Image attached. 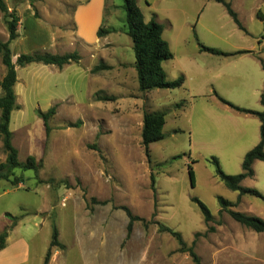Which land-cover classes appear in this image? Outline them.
<instances>
[{
	"label": "rangeland",
	"instance_id": "rangeland-1",
	"mask_svg": "<svg viewBox=\"0 0 264 264\" xmlns=\"http://www.w3.org/2000/svg\"><path fill=\"white\" fill-rule=\"evenodd\" d=\"M86 1L5 0L7 11L0 8V40L9 42L12 61L16 63L22 53H85L76 39L74 13ZM227 1L251 34L239 30L225 6L215 0L211 4L138 0L147 21L154 17L164 26L176 56L164 61L163 67L168 80L185 76L180 88L142 92L135 66L125 64L121 77L123 69L110 65L108 84L99 81V92L115 95L116 100L98 102L87 94L83 81L73 82L72 69L60 73L44 64L16 65V106L9 128L20 164L10 171L2 167L8 151L0 133V173L9 174L0 178V233L9 228V236L23 221L25 227L13 235L29 240L28 264H44L48 251V264H197L192 253L199 264H264V232L241 224L229 213L237 210L264 219V198L231 190L216 175L211 157L219 158L226 173L238 174L242 148L226 138L216 119L200 111L203 98L195 99L189 89L200 77L181 58L183 48L209 54L200 49V43L206 45L202 40L208 38L209 28L228 32L236 27L230 41L237 45H249L252 37L264 39V22L256 16L259 10L264 14V0ZM122 5L123 0L105 2L103 26L113 30L109 62L135 61ZM15 16L18 36L10 40ZM89 58L85 53L80 67ZM6 73L0 52V82ZM82 85L84 91L79 89ZM52 106L56 112L47 126L40 112ZM145 112L166 113L164 138L151 144L149 157L141 135ZM236 120L239 116L233 117ZM30 156L36 168H25ZM189 164L196 172L195 186ZM16 178L21 180L18 184L13 183ZM242 185L264 195V161H258L254 175ZM194 196L213 213L211 222L204 220ZM219 196L231 202L227 209H222ZM55 230L58 237L52 246Z\"/></svg>",
	"mask_w": 264,
	"mask_h": 264
},
{
	"label": "crops",
	"instance_id": "crops-1",
	"mask_svg": "<svg viewBox=\"0 0 264 264\" xmlns=\"http://www.w3.org/2000/svg\"><path fill=\"white\" fill-rule=\"evenodd\" d=\"M105 2L106 0H88L79 4L75 9L76 39L80 41L83 49L86 50L85 53L90 56V60L86 66H83L84 68L80 67L85 54L82 51L79 52L81 55L80 61H69L62 67L53 64H44L42 62L31 63L30 65L42 66L39 64H44L47 66L46 68H51L53 72L58 71L60 73L64 72V70L68 71L72 69L74 74L73 82L78 85L83 81L84 87L86 86L87 88V94L93 95V97H96V94L99 93V81H105L108 84L106 80L108 73L106 72L109 71L108 69H104L92 72L95 66L100 64L109 66L117 65L122 69L126 65L134 67L135 61H128L129 63L124 59H119L117 63L108 61V45L111 43L109 39L110 33L102 37H99L97 33L98 29L106 21ZM209 2L211 0H208ZM208 3L203 2L205 4L203 6L206 7ZM204 11L205 9L203 8L200 14L202 15ZM259 11L256 13L257 17ZM260 20L262 19L260 18ZM240 21L245 30L239 28L236 24L239 30L251 34L243 21L241 19ZM262 21L264 22V20ZM237 30L236 27L228 32L220 28H209L207 33L208 38L202 40L206 45L219 48L229 53V55L214 54L208 51L206 52L209 54L200 52L191 53L186 51V48H183L181 58L194 68L195 76L200 77L196 81V84L189 88L194 98H203V101L198 103L200 111L211 115L213 119L217 120V123L220 125L218 128L222 133L225 131L226 138L234 146L242 148L241 158L244 160L246 153L254 148L261 140V120L256 114L240 111L223 102L219 96L236 106L260 112L264 111V105L261 103V95L264 89V68L262 65V61L264 62V39L252 37L248 39L251 41L246 46L233 44L230 40L235 37ZM222 43H228L231 46H224ZM170 47L173 51L171 43ZM239 51L247 52L239 53ZM173 54L175 57L176 53L174 51ZM133 71L135 72V69ZM125 74L126 71L123 69L121 77L125 76ZM59 77H62V75ZM82 87L83 85L79 89L84 91ZM233 95L244 100H235ZM248 98L251 100H248ZM97 101L103 102L102 100ZM237 116H239L240 120L233 122V117ZM143 117L144 114L142 115V119ZM94 129L98 131V125ZM258 161L256 160L254 162V169ZM20 224L8 236L6 246L0 250V264H28L30 259L29 240L13 235L16 230H21L25 227L23 221ZM14 242L16 243L14 244ZM12 245L19 247L20 251L12 250Z\"/></svg>",
	"mask_w": 264,
	"mask_h": 264
},
{
	"label": "trees",
	"instance_id": "trees-1",
	"mask_svg": "<svg viewBox=\"0 0 264 264\" xmlns=\"http://www.w3.org/2000/svg\"><path fill=\"white\" fill-rule=\"evenodd\" d=\"M222 3L230 16L233 18L235 23L239 28L245 30L243 24L241 23L238 13L233 9L232 3L227 0H215ZM123 9L126 12V33L131 37L133 42V49L135 53V63L134 66L137 71L139 89L142 92H146L155 88H178L181 87L185 82V76L180 75L174 80H168L167 73L163 67V62L174 57L173 51L170 47V43L164 37V26L156 18H151L149 21L146 20L145 15L138 4V0H123ZM0 8L7 11V5L5 0H0ZM258 17L264 20V15L261 11L258 12ZM17 21L18 17H13L10 21V40L17 38ZM113 30L111 27L101 26L98 29V36L102 37ZM200 49L202 51H208L214 54L229 55V53L223 50L211 47L200 43ZM0 52L2 54L3 63L7 67V73L5 77L0 82V87L4 94L0 96V133L4 138V145L8 151V157L5 164L2 165L8 168L10 171L12 168L19 166L17 149L12 144V132L9 128V123L11 119V112L16 106V95L14 91V85L17 81L16 65H25L33 62H42L44 64H53L59 67L64 66L69 61H80L81 55L78 51L68 52L65 54L51 53V52H32V53H22L17 62L12 61L11 48L9 42H3L0 40ZM247 51H239L243 53ZM264 68V62L262 61ZM111 67L106 64H100L92 69V72H97L99 70L110 69ZM217 94V93H216ZM219 98L231 105L232 107L243 111L258 115L261 120V140L260 142L248 151L244 157L242 168L243 171L239 174H228L221 167L220 161L216 156L211 157V162L216 167V175L224 182V184L231 190H237L240 193H250L257 197L264 198V195L255 188L245 187L242 185L243 180L254 175V162L256 160L264 161V111H255L250 109H245L234 105L230 101ZM97 100L102 101H112L116 100L115 95H106L103 93L96 94ZM261 103L264 105V89L261 95ZM56 112L55 106L48 109L47 112H40L46 125L48 124V119L54 115ZM166 124V113L164 112H145L143 117V128H142V145L144 147L146 155L150 156V146L152 143L160 141L164 138V126ZM48 126V125H47ZM94 148V147H92ZM196 161L194 160L193 163ZM36 160L33 156L28 157L25 168H36ZM0 169H2L0 167ZM188 174L192 186L196 185V172L193 164L188 165ZM0 178H9V174L6 172L0 173ZM18 178L15 179L14 184L20 182ZM192 201L197 203L200 207L204 220L209 223L213 220V213L200 198L194 196L191 198ZM218 201L222 209H227L231 202L224 198L223 196L218 197ZM231 216L241 224L252 228L257 232H264V219L252 214L237 210H229ZM6 215L12 216L11 213ZM8 229L0 233V250L6 246V238L8 237ZM170 230V229H169ZM180 242L184 244L181 235L178 232H174ZM58 233L55 230L52 240V246L57 242ZM192 251V249H190ZM51 252L48 251L44 264H48V260ZM197 264H199L198 258L192 253ZM248 264V263H241Z\"/></svg>",
	"mask_w": 264,
	"mask_h": 264
},
{
	"label": "water",
	"instance_id": "water-1",
	"mask_svg": "<svg viewBox=\"0 0 264 264\" xmlns=\"http://www.w3.org/2000/svg\"><path fill=\"white\" fill-rule=\"evenodd\" d=\"M192 185V184H191Z\"/></svg>",
	"mask_w": 264,
	"mask_h": 264
}]
</instances>
